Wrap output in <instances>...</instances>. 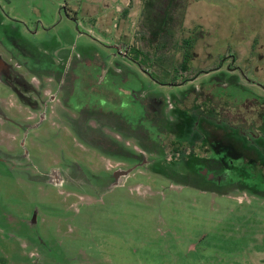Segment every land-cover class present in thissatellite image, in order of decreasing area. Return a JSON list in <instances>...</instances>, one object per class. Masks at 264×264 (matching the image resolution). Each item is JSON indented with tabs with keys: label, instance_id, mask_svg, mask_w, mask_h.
I'll list each match as a JSON object with an SVG mask.
<instances>
[{
	"label": "rangeland",
	"instance_id": "1",
	"mask_svg": "<svg viewBox=\"0 0 264 264\" xmlns=\"http://www.w3.org/2000/svg\"><path fill=\"white\" fill-rule=\"evenodd\" d=\"M144 2L0 0V264H264V0Z\"/></svg>",
	"mask_w": 264,
	"mask_h": 264
},
{
	"label": "trees",
	"instance_id": "2",
	"mask_svg": "<svg viewBox=\"0 0 264 264\" xmlns=\"http://www.w3.org/2000/svg\"><path fill=\"white\" fill-rule=\"evenodd\" d=\"M151 9V4L149 2H147V4L144 5V23L149 26L150 25V31H152V36L155 38V41L158 40V38L165 36H171L174 37L175 35V31L173 29L170 28L169 26V19L166 18L162 21L156 22L155 20H151L150 17V9ZM168 34V35H167ZM178 34H180L178 36V38H175V48L176 51L174 52V56L172 57L171 61H170V67L172 68V70L175 71V73H177L178 76H184L186 75L190 68H188V64L189 62H187L189 59H191L192 56H194V52H193V48L191 46V40L189 38H186L185 36L182 35V32H178ZM158 42V41H157ZM137 48V52L139 53V55L141 54V51L138 47H134V45L130 48L132 49H136ZM181 49V51H180ZM130 50V52H132ZM156 50V49H155ZM137 58V54L135 55ZM143 56V54H142ZM135 62H137L136 59H134ZM199 73L194 74V76L192 78H185L184 81H191L194 78L197 77Z\"/></svg>",
	"mask_w": 264,
	"mask_h": 264
},
{
	"label": "flooded vegetation",
	"instance_id": "3",
	"mask_svg": "<svg viewBox=\"0 0 264 264\" xmlns=\"http://www.w3.org/2000/svg\"><path fill=\"white\" fill-rule=\"evenodd\" d=\"M146 2H144L143 4L145 5V4H147V2H149V3H151V2H153V0H145ZM143 5V6H144ZM143 13H144V9H143ZM218 69V67L217 68H215L214 70H217ZM231 68H229V70H230ZM233 70V68L231 69V71ZM209 73V72H208ZM204 74H207V72L206 73H204ZM155 82H156V84H159V86H168V85H171V84H168V83H166V82H161V81H159V80H157V79H155ZM176 85H178V84H176ZM180 85V84H179ZM140 111V109H139V104L137 103V104H135V108H134V112L135 113H140L139 112ZM155 130H156V128H155ZM164 130H166V127H164ZM167 131V130H166ZM141 138V137H140ZM141 140H142V138H141ZM160 142V141H159ZM162 144L163 145H165L166 146V148H165V150H166V152H167V149H169V153H171V152H173V148H176L174 145L176 144V142H173V140H169V142L168 143H163L162 142ZM164 150V151H165ZM166 152H164V153H166ZM135 158H136V161H135V167H142L143 165H151L150 164V161L146 158V157H144V155H143V153H138V155L137 156H135ZM224 158V160H223V163L222 162H220L219 163V166L217 167V170H215V171H213V172H207V169L206 168H204V169H202V170H200L199 172H200V174L203 176V177H206V180L208 179H210V180H212V179H214V174H216V175H219L220 174V172L219 171H221V170H225L224 172H226L227 173V176L228 177H231L233 180L235 179V178H238L237 176H235V175H233L232 173H231V170H233L234 172H236V171H238V169L240 168V170L241 171H243V168L242 167H235L236 166V164H234V159L233 158H227V157H223ZM222 163V164H221ZM134 164V163H133ZM133 164H131L128 168H126V169H131V167L133 166ZM238 166V165H237ZM116 169H115V173H114V179L111 181V183L110 184H115V183H119L118 182V178L120 177V176H122V174H123V172H121V170H119L120 169V167L118 166V167H115ZM114 170V169H113ZM122 173V174H121ZM240 173V172H239ZM243 173H244V171H243ZM241 174V173H240ZM244 176H245V179H247V177H248V174L247 173H244L243 174ZM243 176V177H244ZM235 177V178H234ZM235 181H237V180H235ZM234 181V182H235ZM229 183H231L230 181H228ZM222 186H224V185H222ZM252 185H250V187H251Z\"/></svg>",
	"mask_w": 264,
	"mask_h": 264
},
{
	"label": "water",
	"instance_id": "4",
	"mask_svg": "<svg viewBox=\"0 0 264 264\" xmlns=\"http://www.w3.org/2000/svg\"><path fill=\"white\" fill-rule=\"evenodd\" d=\"M124 174H126V173H124Z\"/></svg>",
	"mask_w": 264,
	"mask_h": 264
},
{
	"label": "crops",
	"instance_id": "5",
	"mask_svg": "<svg viewBox=\"0 0 264 264\" xmlns=\"http://www.w3.org/2000/svg\"><path fill=\"white\" fill-rule=\"evenodd\" d=\"M129 52V51H128Z\"/></svg>",
	"mask_w": 264,
	"mask_h": 264
}]
</instances>
